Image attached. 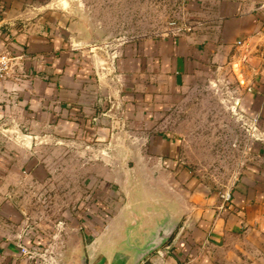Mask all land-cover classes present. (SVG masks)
Instances as JSON below:
<instances>
[{"label":"rangeland","instance_id":"374dc122","mask_svg":"<svg viewBox=\"0 0 264 264\" xmlns=\"http://www.w3.org/2000/svg\"><path fill=\"white\" fill-rule=\"evenodd\" d=\"M47 9L55 13L52 31L59 32L61 14L77 47L69 51V74L83 80L87 95L80 91L66 106L69 129L59 113L49 120L13 110L0 119V255L20 264H71L82 239L94 251L85 264L115 263L129 246L114 250V241L126 243V233L133 242L161 216V204L177 226L137 264L174 251L191 212L223 203L242 175L264 174V102L246 99L252 73L221 62L157 111L149 99L155 91L136 85L130 56L139 68L140 44L213 30L220 1L52 0Z\"/></svg>","mask_w":264,"mask_h":264},{"label":"crops","instance_id":"0c3cea01","mask_svg":"<svg viewBox=\"0 0 264 264\" xmlns=\"http://www.w3.org/2000/svg\"><path fill=\"white\" fill-rule=\"evenodd\" d=\"M219 1L221 11L213 30L172 34L140 44L136 51L139 68L131 54L129 69L133 74L138 69L140 76L137 88L155 91L149 94L156 106L153 109L161 110L167 97L174 100L190 78L196 79L221 62L237 63L239 72L252 73V82L246 80V99L264 102V0ZM51 5L52 0H0V51L20 55L13 73L0 80L1 120L11 116L13 110L49 120L59 113L63 118H59V124L69 129L73 120L66 106L87 95L83 80L69 74L73 66L69 51L77 47L72 46L61 14L59 32L52 31L50 20L55 13L47 9ZM246 78L241 75L242 81ZM191 213L186 238L177 240L174 251L151 254L140 264H264V174L242 175L223 203L216 207L208 204L197 216L195 211ZM80 242L87 262L93 260L94 251L90 253L78 239L69 256L71 264ZM15 244L18 255L19 244ZM7 245L12 247L10 242ZM115 245L116 241L114 250ZM123 255L124 258H112L115 263L111 264L120 260L119 264H125L131 259L130 254ZM2 257L19 263L12 254L0 255L4 262ZM30 257L38 260L33 254L23 259Z\"/></svg>","mask_w":264,"mask_h":264},{"label":"water","instance_id":"95a60500","mask_svg":"<svg viewBox=\"0 0 264 264\" xmlns=\"http://www.w3.org/2000/svg\"><path fill=\"white\" fill-rule=\"evenodd\" d=\"M161 216L155 218L151 224L142 228L139 236L130 242L126 234V251L130 254L131 259L128 264H137L152 250L161 246L172 234L178 223V217L165 205L161 204ZM144 229V230H143ZM75 264H85L86 255L82 243H79L76 252Z\"/></svg>","mask_w":264,"mask_h":264},{"label":"built area","instance_id":"2783aa9c","mask_svg":"<svg viewBox=\"0 0 264 264\" xmlns=\"http://www.w3.org/2000/svg\"><path fill=\"white\" fill-rule=\"evenodd\" d=\"M20 55L11 54L7 51H0V80L10 76L14 71V66L18 63ZM229 196L227 194L226 198ZM24 248V247H22Z\"/></svg>","mask_w":264,"mask_h":264},{"label":"flooded vegetation","instance_id":"af4514ba","mask_svg":"<svg viewBox=\"0 0 264 264\" xmlns=\"http://www.w3.org/2000/svg\"><path fill=\"white\" fill-rule=\"evenodd\" d=\"M127 230H130V229H127ZM131 233V232H130ZM125 235H126V233H125ZM125 238V237H124ZM121 239H123V237L121 238ZM123 245H127L125 242H121V240L119 241V242H117V244L115 245V246H118V248L119 249H121V247L123 246ZM123 248V247H122Z\"/></svg>","mask_w":264,"mask_h":264}]
</instances>
